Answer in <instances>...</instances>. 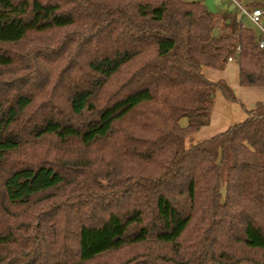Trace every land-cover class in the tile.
Masks as SVG:
<instances>
[{
  "label": "trees",
  "instance_id": "16d2710c",
  "mask_svg": "<svg viewBox=\"0 0 264 264\" xmlns=\"http://www.w3.org/2000/svg\"><path fill=\"white\" fill-rule=\"evenodd\" d=\"M229 58L264 87L201 1L0 0V264H264V105L185 147L237 102L202 73Z\"/></svg>",
  "mask_w": 264,
  "mask_h": 264
},
{
  "label": "crops",
  "instance_id": "0c3cea01",
  "mask_svg": "<svg viewBox=\"0 0 264 264\" xmlns=\"http://www.w3.org/2000/svg\"><path fill=\"white\" fill-rule=\"evenodd\" d=\"M235 5L238 8L239 4L235 3ZM247 10L251 9L249 8ZM230 16L235 17L242 24L241 17L244 15L239 17L238 15L231 14ZM247 20L250 22L248 18ZM242 26L248 28L243 24ZM216 32L217 30H213V36H216ZM258 38L256 36V40ZM233 64L237 65L235 61L228 62L222 70H215L208 67L202 69L203 75L208 80L213 82L224 81L234 93L239 104L227 102L220 93H217L210 113L209 124L202 127L190 137L191 140H194V144L210 139L226 131L229 127L242 123L246 119V111L254 109L257 103L264 105V87H241L238 77V65L235 67Z\"/></svg>",
  "mask_w": 264,
  "mask_h": 264
},
{
  "label": "rangeland",
  "instance_id": "374dc122",
  "mask_svg": "<svg viewBox=\"0 0 264 264\" xmlns=\"http://www.w3.org/2000/svg\"><path fill=\"white\" fill-rule=\"evenodd\" d=\"M186 1H201L205 8L214 14H226V15H238L239 17L242 15L235 3L239 4L244 9H253L258 7H264V2L262 0H186ZM235 2V3H234ZM241 22L244 26L248 27V29H251L255 36H260V30L258 27L253 25L251 22L247 20L245 16L241 17ZM260 26L264 29V18L260 21ZM217 30V29H215ZM219 31L215 33L216 36H218ZM214 36V37H216ZM237 67L236 64H233V66ZM242 87V86H241ZM239 104V103H234ZM181 126L186 125V119H181L180 121ZM191 144H194V140H191L190 138L186 139L185 141V147H189ZM0 192H1V185H0ZM140 256L138 254L131 255V250L125 249L121 252H115L108 255H105L95 261L97 264H127L134 259H139Z\"/></svg>",
  "mask_w": 264,
  "mask_h": 264
},
{
  "label": "built area",
  "instance_id": "2783aa9c",
  "mask_svg": "<svg viewBox=\"0 0 264 264\" xmlns=\"http://www.w3.org/2000/svg\"><path fill=\"white\" fill-rule=\"evenodd\" d=\"M238 9L242 15L246 16L250 22L259 28L260 36L256 40V45L259 49L264 50V29L260 26V21L264 18V7H258L251 10H246L238 5ZM238 51V50H237ZM235 61L233 58H229L228 62Z\"/></svg>",
  "mask_w": 264,
  "mask_h": 264
}]
</instances>
